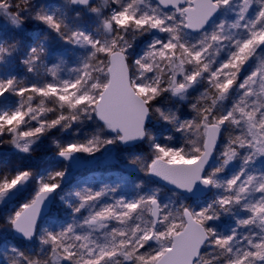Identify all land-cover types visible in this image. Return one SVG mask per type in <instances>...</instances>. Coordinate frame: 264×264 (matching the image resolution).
Returning <instances> with one entry per match:
<instances>
[{
    "label": "snow or ice",
    "instance_id": "1",
    "mask_svg": "<svg viewBox=\"0 0 264 264\" xmlns=\"http://www.w3.org/2000/svg\"><path fill=\"white\" fill-rule=\"evenodd\" d=\"M0 101V143L72 134L0 264H264V0H0Z\"/></svg>",
    "mask_w": 264,
    "mask_h": 264
},
{
    "label": "rangeland",
    "instance_id": "2",
    "mask_svg": "<svg viewBox=\"0 0 264 264\" xmlns=\"http://www.w3.org/2000/svg\"><path fill=\"white\" fill-rule=\"evenodd\" d=\"M43 2L52 7L61 5L63 0H43ZM48 44L50 50H60L58 41L54 39L49 40ZM52 62H54V60ZM228 103H230V101ZM9 106L10 102L6 103L0 101V109ZM52 138H56L60 142H65L72 138V134L67 131L59 132V130H50L48 134L36 140L30 146L28 152H22L8 143H0V178L4 176L11 177L16 172L23 170H30L33 173V176L28 182L23 185H18L17 188L13 189L5 198L4 203L0 205V219H2V214L4 212L14 210L19 203L29 198L34 188V180L37 176L46 175L48 172L62 167L64 162L56 157L57 149L52 143ZM115 167H118V165H115ZM106 170L105 163L103 161H97L93 164H89L88 167L81 172L84 175H87L89 171L99 172L101 173L100 179L114 182L116 180L115 177H106L103 175ZM75 176L76 172L72 167H69L64 186L67 187L70 185ZM95 187L98 188L99 184H96ZM223 223L231 224L230 218H225ZM4 241H10L20 247H27L26 242L21 241L13 233H10L7 229H0V243Z\"/></svg>",
    "mask_w": 264,
    "mask_h": 264
},
{
    "label": "water",
    "instance_id": "3",
    "mask_svg": "<svg viewBox=\"0 0 264 264\" xmlns=\"http://www.w3.org/2000/svg\"><path fill=\"white\" fill-rule=\"evenodd\" d=\"M56 157H57L59 160H61V158H59L57 155H56ZM87 166H88V165H86L85 168H83L81 171L85 170V169L87 168ZM17 238H18V237H17Z\"/></svg>",
    "mask_w": 264,
    "mask_h": 264
}]
</instances>
